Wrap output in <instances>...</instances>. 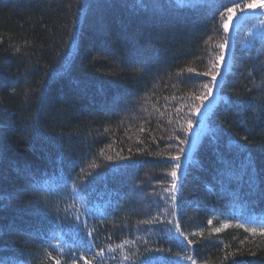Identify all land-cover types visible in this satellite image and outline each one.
<instances>
[{
	"label": "trees",
	"instance_id": "1",
	"mask_svg": "<svg viewBox=\"0 0 264 264\" xmlns=\"http://www.w3.org/2000/svg\"><path fill=\"white\" fill-rule=\"evenodd\" d=\"M112 2L0 0V130L6 144L0 159V190L5 196L11 195V199L0 201V223L5 226L15 224L32 231L50 229V217L37 211L40 206L34 202L36 194L25 179V169L34 171L32 179L50 182L54 190L59 177L70 185L68 178H83L93 162L100 163L111 177L120 156L128 155L131 149L137 158L136 149L140 148L145 155L139 157L144 163L136 183L143 181L146 186L150 178L170 170L152 153L174 151L166 147L171 143L168 137L178 134V122H183L186 105L193 94L201 91L203 82H183L182 70L184 74L188 68L207 70L224 35L220 21L215 22L212 39L204 43L199 37L209 27L208 11L181 8L180 0H175L176 7L162 18L134 14L127 9L129 0H115L119 6L112 9L95 8ZM208 2L215 4L217 0ZM249 15L234 19V30L242 35L257 31L255 17L259 13ZM251 56L249 59L244 47L237 50V63L225 77L227 87L220 95L231 99L264 96V45L258 43ZM66 58L71 63L68 72L64 70ZM140 60L148 62L152 70L140 71ZM250 70L251 78L247 75ZM53 73L57 74L52 78ZM77 81H86L87 88H78ZM215 99L219 101V97ZM177 108L182 112L177 114ZM36 117L46 134L59 139V147L49 144L45 136L31 135L29 126ZM209 119L221 123L224 131L218 139L207 133L198 146L181 189L184 206L178 213L181 228L185 233H196L189 236L196 243L185 247L176 239L159 246L170 247L181 256L195 255L198 264H264V236L235 227L237 222L259 227V223L249 225L248 217L264 218V202L234 199L218 174L221 159L240 163L232 148L235 142L248 143L258 154L264 152L258 148L264 144V123L258 119L257 109L248 105L238 109L223 101L217 103ZM245 136L247 142L243 140ZM105 154L115 160H106ZM132 183L98 180L91 189V204L77 196V207L115 204L118 194L124 209L113 217L118 225L126 223L134 228L138 221L149 218V212L165 220L170 217V201L166 205L162 200L159 208H153L131 191ZM167 186L165 183L156 188L164 199L167 194L163 188ZM225 224L228 227H222ZM151 227L150 234L121 232L106 220L99 226L96 239L102 247L108 243L115 247L127 240L126 249H138L143 254L142 238L149 246L156 245L162 226ZM215 228L221 231H213ZM109 235L111 241L107 239ZM21 247L37 255V259L29 257L33 264L44 258L39 240L26 242L23 233L9 236L5 227V235L0 237V259L7 264ZM49 250L61 264L69 259L70 247ZM85 255L90 257V253ZM124 255L119 249L106 252L104 264H130L123 260ZM93 264H100L99 259Z\"/></svg>",
	"mask_w": 264,
	"mask_h": 264
},
{
	"label": "snow or ice",
	"instance_id": "2",
	"mask_svg": "<svg viewBox=\"0 0 264 264\" xmlns=\"http://www.w3.org/2000/svg\"><path fill=\"white\" fill-rule=\"evenodd\" d=\"M119 5L113 0L112 3H100L95 6L98 10H107L116 8ZM176 7L175 0L165 3L164 0H129L127 9H131L134 14L150 15L152 17H163L168 14L170 10ZM181 8L188 9H203L210 12L208 16V29L200 40L207 43L212 39L211 33L216 30L215 22L217 19L220 21V27L223 31L221 42L217 44V50L214 59L209 61L207 70L197 72L193 68H188L183 82L187 83L189 80L203 81L200 83L201 91L198 94H193L191 103L187 104V113L183 118V122L179 123L177 128L178 134L168 137L166 147L173 149V152L166 153H152L154 157L163 163L170 170L158 177H152L147 181V185L143 181L136 183L139 169L142 167L144 161L139 157L144 156L145 153L140 148L136 149L138 153L137 158L132 155V150H128V155L120 156V163L118 167L112 169L113 176L109 177L107 169H102L100 163H91L89 170L84 172L83 178L79 175L76 178L69 177L71 184L63 178L59 177L53 185L50 182L41 183L38 180L32 179L35 175L33 170L25 169V179L31 190L36 194L35 203L40 207L37 211L45 217H50V229L32 231L29 229L19 228L15 224L5 226L0 223V237L5 235V227L9 236L12 233L19 235L23 233L25 241L39 240L41 243V253L43 259L39 260V264H61V260L53 256L52 250L63 251L64 247H70L69 259L64 264H93V260L99 259L100 264H104L106 252H115L117 249L124 251L125 255L123 260L130 264H198L195 255L184 254L181 256L172 251V249L159 246L161 242L171 243L173 240L180 239L185 247L195 245L196 241L190 239V235L196 233H185L181 228L180 215L184 206V201L181 198V189L186 181L189 172L188 166L193 161V157L198 150V146L202 143V139L207 133H213L218 139L224 131L221 123L214 119H209L213 115V109L217 106L219 101L224 104L234 106L236 108H243L246 105L258 110V119L264 123V96L257 98L250 96L248 99H242L239 96L231 99L227 96L220 95L227 87V80L225 77L232 71L237 63L236 53L241 47L247 49L249 59L252 58V51L258 43L264 45V0H217V3H209L208 0H180ZM259 13L255 18L258 19V30L255 32H248L247 35H242L240 32L234 30V19L250 16L249 14ZM103 19V17H101ZM75 31V28H74ZM95 59V57H93ZM259 59V57H256ZM67 64V67L65 65ZM141 65L140 71L150 72L151 65L143 60L138 61ZM71 63H68L67 58L64 60V70H70ZM57 73L52 74L53 76ZM248 77L253 76V72H248ZM204 78H207L206 81ZM78 88H87L86 81H77ZM251 92V89L248 90ZM219 97V101H216ZM177 114L182 112L181 108L176 109ZM163 115V114H161ZM203 117V119H202ZM148 121H145L147 123ZM170 124L173 121H168ZM211 125V126H210ZM31 135L34 137L45 136L49 144L60 146V141L56 136L46 134L40 127L39 117L33 119L31 125ZM145 129L140 128L143 132ZM195 137V139H194ZM163 139V138H161ZM244 141H248V137H243ZM29 147H32L30 144ZM6 148L4 143V133L0 130V159L3 158V150ZM232 148L240 157V163L236 164L230 159H221L219 161L220 167L218 174L221 177L222 185L226 183L227 189L233 194L234 199H251L254 202H264V152L257 153L250 148L248 143L235 142ZM264 150V144L258 146ZM119 155V154H118ZM108 161H114L115 157L105 154ZM117 181L120 183H127L133 181L130 189L137 197H142L145 203H149L153 208H159L161 201L168 205L170 201L171 208L170 217L165 220L160 215H152L149 212V218L138 221L134 228H130L128 224H116L113 217L117 213L123 211L122 200L117 194L115 204L109 203L107 206H100L95 208L77 207L76 197H81L86 204H91L92 195L91 189L98 180H103L107 183L109 180ZM156 184L154 186L153 181ZM169 186L163 188V192L167 194V198L160 197L156 191L157 187L163 184ZM149 188L153 190L149 192ZM127 193H125V196ZM67 198V199H66ZM11 199V195H3L0 190V201ZM70 201V202H69ZM61 204L64 207H61ZM114 228H119L121 232L126 230L135 232L152 233L151 225L158 224L160 228V235L157 239L156 245L149 246L147 239L142 238V243L145 245L144 253L140 254L138 249L132 251L126 249L129 241L124 240L113 247L112 243H108L102 247L96 237L99 235L98 228L103 225L105 221ZM93 221L97 222L95 225ZM212 223L211 220L208 221ZM259 223V227L248 226L244 223L237 222L235 227L244 229L246 232L252 234L259 233L264 236V218H257L255 215L248 217V224L254 225ZM222 227H228L227 224ZM49 231L51 234H49ZM215 232H220L221 228L213 229ZM203 235V233H200ZM109 241L112 236L107 237ZM53 240L61 241L62 243L53 244ZM131 243L135 244V241ZM47 245V247H44ZM195 251L194 248L190 249ZM90 253V257L85 255ZM37 259V255L31 251L21 247L15 254V257L7 262V264H33L29 259ZM0 264L6 262L0 259Z\"/></svg>",
	"mask_w": 264,
	"mask_h": 264
}]
</instances>
